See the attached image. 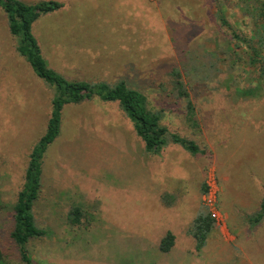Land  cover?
<instances>
[{"label":"rangeland","instance_id":"obj_1","mask_svg":"<svg viewBox=\"0 0 264 264\" xmlns=\"http://www.w3.org/2000/svg\"><path fill=\"white\" fill-rule=\"evenodd\" d=\"M21 1L63 4L33 25L50 68L69 80H125L146 96L162 126L201 150L194 156L172 143L161 155L147 154L118 103L96 97L65 106L60 136L44 156L35 207L37 224L54 238L29 245L35 264H264V220L260 226L248 222L264 198V80L244 42L264 23V0ZM17 44L0 7V196L7 206L0 212V238L11 264H25L5 239L7 216L30 153L46 132L54 91ZM175 68L184 75L193 116L174 90ZM96 172L116 176V185L128 183L129 192L106 191L116 210L108 216L88 193L87 182L94 184L88 176ZM211 187L215 217L205 201ZM134 188L152 197L137 201ZM173 189L180 209L169 214L161 196ZM75 206L87 211L90 227L69 224ZM202 213L216 225L197 251L188 231ZM168 232L176 245L165 254L159 248Z\"/></svg>","mask_w":264,"mask_h":264},{"label":"trees","instance_id":"obj_2","mask_svg":"<svg viewBox=\"0 0 264 264\" xmlns=\"http://www.w3.org/2000/svg\"><path fill=\"white\" fill-rule=\"evenodd\" d=\"M216 1L218 2V0ZM262 3L264 4V1ZM0 7L7 15L11 34L17 38L18 53L28 61L37 76L44 80L54 91L53 108L46 132L30 153L24 184L18 192L15 204L8 211L9 226L4 234L5 239L18 249V257L23 263L35 264L30 254L29 245L44 238H54L53 231L43 229L37 224L35 207L43 190L44 156L48 147L60 136L65 106L79 105L96 97L106 103H118L133 122L135 132L144 143L147 154L161 155L172 143L180 145L194 156L201 153V150L195 141L186 139L177 133H170L166 127L162 126L160 116L149 109L146 96L142 92L131 88L125 80H119L115 84L69 80L49 67L34 35L33 25L42 16L52 14L63 8L62 3L43 1L29 5L21 0H0ZM262 15L264 17V13ZM220 19L224 25L229 27L228 21L222 14H220ZM261 25L257 26L259 33H255L250 39H245L244 42L248 44V49L252 51L251 65L256 68L260 78L264 80V23ZM171 77L177 96L187 101L189 114L193 116L194 105L183 73L179 68H175L171 72ZM206 191L207 189L204 188V192ZM161 199L165 205L170 206L173 196L166 193L161 196ZM6 209L7 206L2 203L0 196V212ZM68 219L72 227L88 228L92 222L87 211L78 206L72 208ZM263 220L264 198L259 209L248 218V222L252 226H257ZM215 225L216 222L210 214L202 213L194 219L188 235L196 241L197 251H201L205 247L208 236ZM175 245L176 236L172 232H168L161 240L159 249L162 253L167 254L172 251ZM12 256V254L9 255L5 251L3 239L0 238V264H11L10 259Z\"/></svg>","mask_w":264,"mask_h":264},{"label":"crops","instance_id":"obj_3","mask_svg":"<svg viewBox=\"0 0 264 264\" xmlns=\"http://www.w3.org/2000/svg\"><path fill=\"white\" fill-rule=\"evenodd\" d=\"M44 174H45V172L43 170V177L42 178H45ZM96 174H97V176H94V179H92V177L88 176L91 179V181H93V183H94L92 185V184L87 182L88 190H89L88 193H89V195L96 196L97 199L101 202V204L103 203L101 205L99 202V209L98 210L103 211L102 213L104 214V216H108L110 213H115L116 210L113 206L111 208V205H110L111 199L108 200L110 195H108L106 193V191L107 190L111 191L113 193V195L120 194V192H122V191L129 192L128 187H127L128 183L118 182L116 185V176L115 177H100L97 172H96ZM66 179H68L67 175H66ZM224 180L228 181V178H224ZM69 184L71 186H73L72 179L70 180ZM180 185L182 186L180 188V190L183 191L184 187L181 183L178 184V187ZM138 190H139L138 188L131 189V191H132L131 193L136 194L138 196L137 201H147V200H149L150 197H152V195H149L147 193H142L141 191H138ZM66 191H69V189H67ZM166 193L173 196V203L170 206L165 205L166 206L165 209H167L169 211V214L172 213V210L178 211L180 209L179 205L177 207L174 206L175 200L179 199V197H176V196H178V189L176 191H174V189L168 190V191H166ZM100 194H102L103 197ZM153 195L156 196L157 201L160 202V197H159L160 193L155 192ZM130 198H131V200H133V196H131ZM107 203H109V205L106 206ZM160 207H161V204H160ZM158 210H159V208H158ZM162 212L164 215H166V210H163ZM166 217H167V215H166ZM258 226H260V225H258ZM257 235L259 237L261 235V232H258Z\"/></svg>","mask_w":264,"mask_h":264},{"label":"built area","instance_id":"obj_4","mask_svg":"<svg viewBox=\"0 0 264 264\" xmlns=\"http://www.w3.org/2000/svg\"><path fill=\"white\" fill-rule=\"evenodd\" d=\"M216 192L213 190V188L211 187L208 195L205 198L206 201V205L210 208L211 212L213 213V216L215 217V200H216Z\"/></svg>","mask_w":264,"mask_h":264}]
</instances>
